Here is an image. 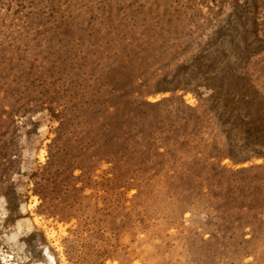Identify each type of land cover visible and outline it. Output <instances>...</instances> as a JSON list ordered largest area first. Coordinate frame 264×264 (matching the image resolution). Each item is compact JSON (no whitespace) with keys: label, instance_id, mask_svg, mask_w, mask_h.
Segmentation results:
<instances>
[{"label":"rangeland","instance_id":"1","mask_svg":"<svg viewBox=\"0 0 264 264\" xmlns=\"http://www.w3.org/2000/svg\"><path fill=\"white\" fill-rule=\"evenodd\" d=\"M0 264H264V0H0Z\"/></svg>","mask_w":264,"mask_h":264}]
</instances>
